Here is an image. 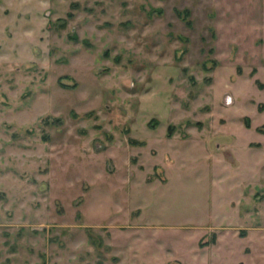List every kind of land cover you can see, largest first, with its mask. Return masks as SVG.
<instances>
[{
    "label": "rangeland",
    "instance_id": "obj_1",
    "mask_svg": "<svg viewBox=\"0 0 264 264\" xmlns=\"http://www.w3.org/2000/svg\"><path fill=\"white\" fill-rule=\"evenodd\" d=\"M262 102L264 0H0V264H264Z\"/></svg>",
    "mask_w": 264,
    "mask_h": 264
},
{
    "label": "trees",
    "instance_id": "obj_2",
    "mask_svg": "<svg viewBox=\"0 0 264 264\" xmlns=\"http://www.w3.org/2000/svg\"><path fill=\"white\" fill-rule=\"evenodd\" d=\"M264 106V102H262V103H260V106L259 107H263ZM250 118L249 117H247V121H246V124H247V126L248 127H250L251 126V123H250Z\"/></svg>",
    "mask_w": 264,
    "mask_h": 264
}]
</instances>
